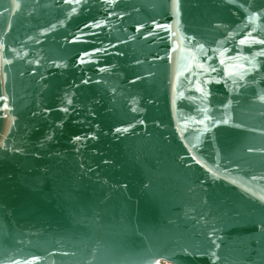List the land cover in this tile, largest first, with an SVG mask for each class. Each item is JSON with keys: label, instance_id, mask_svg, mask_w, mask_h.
I'll use <instances>...</instances> for the list:
<instances>
[{"label": "water", "instance_id": "95a60500", "mask_svg": "<svg viewBox=\"0 0 264 264\" xmlns=\"http://www.w3.org/2000/svg\"><path fill=\"white\" fill-rule=\"evenodd\" d=\"M261 41L264 0H0V264H264Z\"/></svg>", "mask_w": 264, "mask_h": 264}, {"label": "snow or ice", "instance_id": "6c2138e0", "mask_svg": "<svg viewBox=\"0 0 264 264\" xmlns=\"http://www.w3.org/2000/svg\"><path fill=\"white\" fill-rule=\"evenodd\" d=\"M261 42H264V41H261ZM241 43H243V41H241Z\"/></svg>", "mask_w": 264, "mask_h": 264}, {"label": "bare ground", "instance_id": "6f19581e", "mask_svg": "<svg viewBox=\"0 0 264 264\" xmlns=\"http://www.w3.org/2000/svg\"><path fill=\"white\" fill-rule=\"evenodd\" d=\"M167 264H169V263H167Z\"/></svg>", "mask_w": 264, "mask_h": 264}]
</instances>
